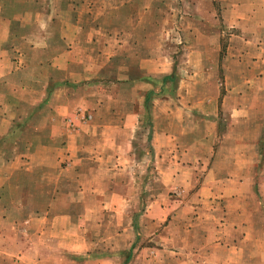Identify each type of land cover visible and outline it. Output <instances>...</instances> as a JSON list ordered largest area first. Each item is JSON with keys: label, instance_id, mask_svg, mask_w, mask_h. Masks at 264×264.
I'll return each instance as SVG.
<instances>
[{"label": "crops", "instance_id": "0c3cea01", "mask_svg": "<svg viewBox=\"0 0 264 264\" xmlns=\"http://www.w3.org/2000/svg\"><path fill=\"white\" fill-rule=\"evenodd\" d=\"M61 1L62 5L58 8L41 6V0H15L16 5H12L9 10L0 5V32L3 30V34L0 33V85L9 84L8 79L11 80L15 75L20 76L23 72L20 69L23 67L26 69L29 64L33 66L42 64L40 61L44 59L35 61L32 57L37 42L34 41V35L29 32L30 30L33 31L37 27L38 30L46 31L55 25L54 27L60 29L73 27L72 29L77 32V36L74 35L72 39L62 37L64 51L56 56L55 60L49 61L57 72L62 73L60 77H54L64 79L62 85L57 87L58 83L51 85V80L49 84L43 80L45 83L41 92L44 91V98L40 100L38 106L32 105L26 114H22V108L28 101L19 95L22 93L32 95L34 91L31 89L32 83L26 84L25 87L22 83L15 85L16 91L11 86L7 102L0 99V177L5 173L11 176L10 170L8 172L3 169L6 166V169L17 168L14 165L15 160L20 159L19 154L24 158L31 152L46 150L53 153L47 155L49 160L56 158L73 160V169L77 174V184L69 186L61 182L39 184L34 188L12 185V189L15 190L21 187V190L41 191V198L3 199V191L10 189L11 186L0 182V264H130L132 236L129 228L134 229L135 226L126 221L121 227L111 226L106 231H99L101 226L99 224L110 223L112 218L109 211L102 213V216L94 211L101 207L104 212L103 208L114 204L106 197L114 188V182L103 180L93 182L91 180L94 179L87 180V176L99 175L100 169L104 168L100 166L102 163H105L103 171L109 175L128 172L132 176H137L139 170L135 164L147 158L153 161V166L147 180L144 181V190L151 186L160 189L162 185L159 178L163 174L171 175V184L174 187L186 186L189 183L188 179H183L188 177L190 168H193L192 183L197 185L199 194L205 189L225 191L227 183L233 181L227 177L231 175L244 177L243 180H234V185L241 189L245 188L247 182L245 175L258 174L257 149L254 150V154L250 149L249 159L253 162L242 165L240 163L245 153L239 152L236 154L237 157L235 154L227 156L224 153L225 145L229 143L230 136H233L231 141L234 147L242 142L258 140L254 139L252 133L246 134L244 128L247 126L244 123L247 124L248 120L243 122L242 118L235 119L234 127L227 128L226 120L219 117L224 108L223 102L222 105L219 104L218 99L223 96V99L234 97L235 100H240L248 92H254L253 82L264 79V40L254 42L253 39L242 37V44L239 39V36H244L245 30H252L255 34L264 32V17H259L264 16V0L257 1L251 7L252 10L247 12L251 19H255L249 26H246L245 18L241 14L244 3L235 0V2L211 0L214 7L210 12L218 15L223 24L220 20L217 23H210V18L201 21L208 29L212 28L219 33L224 23L225 27L228 25L237 32L233 35L235 38H232V52L238 53L237 55L233 56V53L229 52L228 56L222 59L219 52L216 58L201 56L198 59L205 64L202 69L203 83L207 82L209 77L212 68L210 62H216L217 76L223 68L221 71L225 77L233 73L239 78L241 84L228 86L225 94L217 89L215 94L218 99L210 98L209 92H204L203 86L201 99L197 90L192 92L179 87L175 90L168 89V85L176 81V77L181 73L179 56L166 53L162 46L159 51L145 53L144 45H147V41L139 37L122 39L121 44L110 36L112 39H105L104 42L98 36L89 38L85 32L113 31L114 25L107 22L82 21L84 13L90 14L89 11L94 13L91 9L96 8L90 4L89 7L92 8L83 12L81 6L83 7L84 0ZM215 3L218 6H215ZM105 13L108 15L113 12ZM35 15L49 18L72 15L73 23H37L34 22ZM23 16L25 20L30 21L22 24L19 19ZM23 26L26 31L25 39L22 41L24 49L18 38L10 33L17 29L22 31ZM141 27L143 25L136 24L131 30L140 31ZM158 28L162 26L159 25ZM158 28L156 26L153 30ZM123 29L130 28L127 26ZM43 39L42 43L47 45V40L44 37ZM191 39L188 42L191 45L188 47L195 44V38ZM193 57L188 56L185 62L192 61ZM227 60L232 63L230 68L225 66ZM242 79L246 86L242 85ZM189 95L195 98L187 100ZM76 109L77 130L69 133L63 126V120L64 117L75 114ZM244 109L245 105L239 102L226 110L238 117ZM8 111H13V115L7 113ZM84 112L91 114L90 120L83 119ZM147 112L149 134L146 141L149 145L146 153L141 148L143 146H139L144 142L139 135L145 126L144 115ZM194 113L198 117L197 121L194 120ZM210 115H215L213 124L217 126L212 132L208 127L212 120ZM22 120L27 121V124L19 128V121ZM38 120L41 122L38 123ZM249 123L250 127L254 126L252 122ZM28 128H34L35 132L32 138L28 137L25 140L24 135ZM75 139L77 152L73 149ZM235 158L238 160L235 161ZM118 164L123 165V168L118 167ZM59 170L63 175L65 170ZM66 191H73L74 195H77L78 191L80 195L87 197L67 198ZM100 194H104L105 198H99ZM147 205L162 207L159 198L156 197ZM71 207L89 209H81L77 213ZM146 211L148 210L144 209L142 217L149 216ZM221 219L223 220L219 219L214 223L211 220L215 231L200 233L199 237L195 236L197 221L194 222L193 229L188 228L185 232V235L191 234L193 239H188L186 246L181 245L180 253L177 249L173 251L175 264H178L181 253H185L186 256L193 255L191 260L186 259L185 264H243V255L248 254L252 258L259 254L258 238L255 234L245 231L246 224L240 221V218H237V221L234 219L233 231L230 232L226 231V225H231L230 218ZM245 222H251V219ZM127 223L129 225H126ZM198 224L202 229L205 226L201 221ZM243 238L256 240H250L248 244L244 242L246 247H243ZM135 251L136 249L133 253ZM230 254H233L234 258L232 263L229 261ZM251 258L248 264H253ZM154 259L155 256L153 261Z\"/></svg>", "mask_w": 264, "mask_h": 264}, {"label": "rangeland", "instance_id": "374dc122", "mask_svg": "<svg viewBox=\"0 0 264 264\" xmlns=\"http://www.w3.org/2000/svg\"><path fill=\"white\" fill-rule=\"evenodd\" d=\"M235 1H241L242 3H244V7H242L241 9V14L245 18L246 26H249V24L255 19H251L247 12H250L252 10L251 7L259 0ZM41 2V6L44 7L51 6L58 8L62 5L61 0H41ZM216 2L220 3V1ZM90 4L92 6H95L96 8H92V6L89 7ZM0 5L2 7H5L6 10H9L12 5H16V2L15 0H0ZM35 6L38 5L35 4ZM215 6L218 5L215 3ZM213 7L214 5L211 4V0H84L83 7L81 6L83 12H85L84 10L90 8H92L91 10H93L94 12L91 13L89 11L90 14L84 13V15H82V21L107 22L114 25L113 31L105 32L94 30L91 32H85V34L88 35L89 38H91L92 36H98V38L100 37V40L104 42L105 39H112L109 38L110 36L121 44L122 39L139 37L147 41V45H144L145 53H148L150 51H159L162 46V50L166 53H172L174 55H177V57L179 56V71L181 73L176 77V81L171 82L170 85H168V89L174 88L175 90L176 87H179L187 88V90H192V92H195V90H197V92H199L198 97L199 99H201V89L203 86L204 92L208 91L210 98L218 99L219 97L217 96V94H215L217 92V89L220 90L221 93L224 92L225 94L228 91V86H231L232 84L239 85L241 83L236 74L231 73L228 74L227 77H225L223 75V72L221 71L223 70V68H221L219 76H217L218 71L215 70L216 62H210L212 68H210V74L207 82L203 83L202 81V69L203 67H205V64L198 60L201 58V56H210L211 58H216L220 52L221 58L223 59V57L228 56L229 52L233 53V56L234 54H238L232 52V38H235L233 37V35L237 34V32H235V29L228 27V25L225 27L224 23L223 29H221L219 33L217 30H212V28L208 29V27L202 23L206 18H210V23H217L220 20V22L223 24L221 18L218 15H214V13L210 12L211 8ZM106 11H111L113 13H108V15H106ZM19 20L22 21V24H26V22L30 21V19H28V21L25 20L24 16ZM34 22L42 24H45L47 22L52 24L56 22L73 23V16L62 15L53 17L50 16L49 18L45 16L35 15ZM136 24L143 25L140 31L131 30V28ZM159 25H161L162 28L159 29ZM24 26L22 28V31L17 29V31L15 32H10L15 35L14 37L18 38V41L22 44V49H24V44L22 41L23 39H25L24 36L26 32ZM54 26L55 25H53L51 28L49 27V30L46 31L38 30L37 27H35L33 31H29L33 33L34 41L37 42V44L34 45L37 46V48L33 50L32 57L35 61L44 59L43 61H40L42 62V64L40 63V66H33L32 64H29L28 68L25 69L23 67L22 69H20L21 72L23 70L20 76L15 75L11 80L8 79L9 84L7 83L0 85V99L3 100V102H7V100L9 99L8 90L11 86L12 88H14L15 85H18L20 83H22L24 87L26 84H33L31 85L33 86L31 89H33L34 91L32 90L33 93L30 96L25 95V93L19 95L20 92L18 91L19 97H22L23 99L28 101L22 108V114H26V111L29 110L32 105H34V107L38 106L40 100L44 98V91L41 92L45 83V81L43 83V80H46L47 84H49V81L51 80V85H55L56 83H58L57 87L62 85L61 83L64 80H62V78H54L60 77L62 73L60 71L57 72L58 70L56 68H53L51 66V62L49 61H51V59L55 60V57L64 51L63 44H61L62 37L64 36L65 39H72L74 38V35L77 36V32L72 29L73 27L69 29H60ZM65 26L69 27V25ZM127 26L130 28L129 30L123 29ZM151 26L152 29H150ZM156 26L158 30H153V28L155 29ZM2 31L3 30H1L0 32L1 34H3ZM243 34L244 36H239L242 44V37H247L251 40L253 39L254 42H257L258 40H264V32L262 31L256 32L255 34V32L252 30H245L243 31ZM254 34L255 36L253 37ZM43 37L47 40V45L45 43H42V40L44 42ZM191 38H195V44L191 47H188L189 45H191L188 44L189 40H192ZM67 45L68 44L66 43V46ZM190 55L194 56L192 61L185 62L186 58ZM225 66L226 68H230V66H232L231 61L227 60ZM42 76L46 79H43ZM47 84L45 88L47 87ZM242 85L246 86L244 79H242ZM248 85H250V83H248ZM253 88L254 92H248L247 95L240 100H235L234 97H231L229 99H226V97L225 99H223V96L219 98L220 100L218 99L219 104L222 105L223 102L222 107L224 108V110L221 111L219 117L221 118V120H226L227 128L229 129V127H234L233 121H235V119L242 118L243 122L245 120H248L247 124L244 123L245 126H247L246 128H244L246 130V134L249 135L250 133H252L254 135V139L258 140V142H242V144H238V146L234 147L232 146L233 141H231L233 140V136H230L229 139L227 138L229 143L227 142L225 145L226 150L224 153L227 156L233 154L236 155L239 152L241 154L245 153V156L241 160L242 163H240L242 165H244L245 163L249 165L251 162H253V160L249 159L250 149H252L253 154L254 150L257 149L256 167L258 170V174L257 176L245 175V178L247 179L245 188L241 189L234 185V180H243L244 177L241 178L240 175H231L227 177L232 179L233 181H229L227 183V189L225 191H210L205 189L201 191V194H199L197 185L192 183L193 168H190V171L187 173L188 177H183V180L188 179L187 181L189 183L186 186H180L177 188L174 187L171 184V175L163 174L162 177L159 178V181L162 185L160 189H156L154 186H151V188L144 190V181L147 180L150 168L153 166V161L147 158L135 164V167H137L139 170L137 176H132L128 172H124L122 174L114 173L115 175H109L103 171L105 169V163L102 162L100 166L102 165L101 167L104 168L100 169L99 175L87 176V180L94 179L91 180L93 182L97 180L114 182V188L106 194V197L109 198L111 202H114V204L107 208H103L104 212L101 210V207L96 208L94 211H96L99 216H102V213H106L105 211H109V214L112 218L110 223L99 224L101 225L99 227V231H106L111 226H113L114 228L121 227L122 225H125L126 221L130 222L131 226H135L134 229H131V227L129 228L130 235L132 236V238H134H131L130 240V246L132 248L130 250L131 255H129L131 259L130 264H155L156 261L159 262H156V264H175V255L173 251L177 249L180 253L182 251L181 245L184 244L186 246L187 240L193 239L191 237V234L188 233L187 235H185L187 229L189 228L192 230L193 226L195 225L194 222L197 221V231L195 233V236L199 237L200 233L215 231V227L214 225H212L211 220L214 223V221L216 220H223L221 219V217L230 218L231 222L229 223H231V225H226L227 232L233 231L232 227L234 224V219L237 221V218H240V221L246 224V226L245 224L242 225V230H244L245 226V231L251 234H255V236L258 238L257 243L259 247V254L256 257L252 258L248 254L245 256L243 255V264H248L250 258L251 263L253 264L263 263L264 79H259L253 82ZM14 90L16 91V88H14ZM191 98L195 97L193 95H189L186 99L189 100ZM239 102L245 105V109L242 111V114L240 116L238 115L237 117L236 115H232V112L228 113L226 109L233 108V106L237 105ZM48 103H50V101ZM15 112L18 113L17 111ZM7 113H11L13 115L14 112L8 111ZM79 113H81V110H79ZM147 115L148 112L144 115L145 126L141 130L139 135L141 136L142 140H144V142L141 143L143 145L139 146H143L141 148L146 153L149 145L146 141V136L149 134L147 131L149 127V117ZM90 117V113L86 114L84 112L83 119L90 120ZM214 118L215 115H210V119H212L213 121H210V126L208 127L211 129V132L214 128H217V126H214L213 124ZM194 120H198L196 114ZM40 122L41 120H38V123ZM249 122H252L254 126L250 127L249 125L251 123ZM26 124L27 121H19L18 127L20 128V126L22 127V125L23 127H25ZM63 124V126L67 131H69V133L77 130V109L75 110V114L64 117ZM28 125H30V122H28ZM206 129L208 130V128ZM34 132V128H28V131L24 135L26 136L25 140L28 137L32 138V134ZM61 132H63V129ZM75 140L76 142L73 143V149L75 152H77V139ZM231 146L234 147L235 150ZM49 154L52 155V151L46 150L36 153L31 152L24 158H21L19 154L18 158L20 159H16V163L14 165L17 168L13 169L14 167H12L10 169H6V166L3 171L6 170L9 172L10 170V172H12L11 176L6 173L3 174L0 177V182H4L6 185H10L11 188L3 191L2 198H41V191H37L34 189L21 190V187L15 190L12 189V185L30 186L31 188H34L39 184H57L60 182L68 186L77 184V174H75L73 169V160H69L68 158H63L62 160L60 158L49 160V158H47V155ZM237 160L238 159L235 158V161ZM117 166L123 168V165L121 164H118ZM95 168H97V166H95ZM59 169L65 170L63 175L61 174V171ZM144 171L147 173L145 174ZM15 172H17V174H15ZM120 172H122V170ZM73 193V191H66V197H73L77 199L81 197L82 199H86L85 197H87L80 195L78 191L77 195H74ZM98 197L105 198L104 194H100ZM154 197L159 198L162 207H148V202ZM174 204L175 206L173 207ZM71 208L77 211V213H79L81 209H89L81 207ZM144 209L148 210L146 211V213L149 214V216H141ZM198 217L199 219L196 220V218ZM250 219L251 222H245V220L250 221ZM118 220H122L125 222L119 223L120 221L118 222ZM200 221L204 222L205 226L203 227V229L198 224ZM126 225L129 224L127 223ZM135 234L137 235L136 237ZM250 240L255 241L256 239L243 238V247L245 246L244 242L248 244ZM135 249L136 251L135 253H133ZM139 255L140 257L138 258ZM154 256L156 257V259H154L155 262L153 261ZM179 257L180 260L177 263L185 264L186 259L191 260L193 255L186 256L185 253H181V256ZM233 259V254H230L229 261L231 263L233 262ZM136 260L139 261L136 262Z\"/></svg>", "mask_w": 264, "mask_h": 264}]
</instances>
